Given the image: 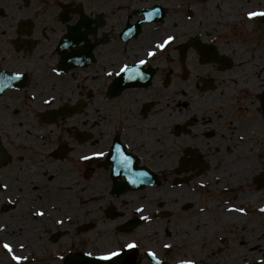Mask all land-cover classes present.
I'll list each match as a JSON object with an SVG mask.
<instances>
[{"label": "flooded vegetation", "instance_id": "obj_1", "mask_svg": "<svg viewBox=\"0 0 264 264\" xmlns=\"http://www.w3.org/2000/svg\"><path fill=\"white\" fill-rule=\"evenodd\" d=\"M230 1L234 23L215 20L217 0L181 18V0H0V227L18 229L0 264H16L4 242L26 264H107L95 258L131 239L135 264H263L217 218L246 153L241 189H264V21L236 14L264 0ZM139 59L142 78L115 75Z\"/></svg>", "mask_w": 264, "mask_h": 264}, {"label": "bare ground", "instance_id": "obj_2", "mask_svg": "<svg viewBox=\"0 0 264 264\" xmlns=\"http://www.w3.org/2000/svg\"><path fill=\"white\" fill-rule=\"evenodd\" d=\"M212 14L216 16L215 20H219L218 22L234 23L236 21L234 17H231L234 15L231 10L213 8ZM258 153L260 160L264 162V146L259 149ZM245 159L243 165L238 163L235 165L238 168L232 169L233 177H229L225 185L218 187L219 189L239 191L240 193L219 199L217 218L223 222L231 235L236 234L243 241V245L236 248V250L243 249L245 252H248L254 248H258L259 252H262L264 251V211L261 210L264 209V205L256 204L257 199L254 195L250 194L247 187L244 192L241 189L243 185L250 182V177L254 174L257 164L255 163L256 160L249 153H246ZM261 161L260 164L262 163ZM261 200L264 203V198ZM239 208H243L244 212L230 211V209ZM254 213L259 215L258 219L251 217ZM17 230L15 226L4 229L0 227V239L8 236L6 239L16 240L18 237Z\"/></svg>", "mask_w": 264, "mask_h": 264}, {"label": "snow or ice", "instance_id": "obj_3", "mask_svg": "<svg viewBox=\"0 0 264 264\" xmlns=\"http://www.w3.org/2000/svg\"><path fill=\"white\" fill-rule=\"evenodd\" d=\"M256 16H264V12H251L249 13V18H253ZM175 35H168L166 39L163 40L162 43L154 45V50H149L146 53V56L150 59L152 57L156 56V50L163 51L165 48H167L169 45L172 44L173 41L176 40ZM77 41H79V37H75ZM149 59H139L137 64L129 65L128 63H123L120 67L119 70L115 73L117 76H126L130 80H134L139 78H142L144 75V72L142 71V68L144 65H147L149 62ZM59 74V73H57ZM113 75L112 72H107V76L111 77ZM23 76L22 72H17L15 78L19 79L20 77ZM35 99V97H33ZM55 97H52L51 99H46L44 101L45 104H52L53 100ZM116 151L119 152V146H115ZM105 155H108V153H105L103 151H98L93 153V156H98V157H103ZM93 156H88V155H82L80 157L81 160H90L93 158ZM131 162L130 156L125 155L124 159L122 161V164H129ZM140 175H146L144 173H141ZM0 187L7 188V185H2ZM230 211H239V212H244L243 208L239 209H230ZM261 211H264L262 209ZM137 213H143L144 208L138 207L136 208ZM38 216H44L45 213L43 211L36 213ZM142 220L148 221L150 220V217L148 216H142ZM58 224H63V220H57ZM26 245L21 243L18 245V248L23 251L25 249ZM140 245L138 244L136 239H131L130 241L124 243L121 247L115 248V249H109L106 252H104L102 255L96 257L95 259L99 261H104L107 262V264H135V256L137 251L139 250ZM164 247L166 248H171L172 245L170 244H165ZM3 248L7 250L9 254H11L12 259L16 262V264H26V262L29 260V257L27 255H16L15 251L13 249V246L9 242H4L3 243ZM88 256H92L93 254L91 252L87 253ZM148 257H150L152 260H156V253L153 251H148L146 253ZM128 257H132L131 260L128 259ZM157 264H160V262L157 260ZM182 264H195L194 259H188L185 261H182Z\"/></svg>", "mask_w": 264, "mask_h": 264}, {"label": "rangeland", "instance_id": "obj_4", "mask_svg": "<svg viewBox=\"0 0 264 264\" xmlns=\"http://www.w3.org/2000/svg\"><path fill=\"white\" fill-rule=\"evenodd\" d=\"M192 1H194V0H181V6H182V14H179V18H181V17H184L183 15L185 14V9H186V6H187V4L188 3H192ZM218 2L220 1V2H223L224 3V5L226 4L227 5V7H226V9H228V10H231L233 13H234V10H233V6L235 5L232 1H230V0H217ZM262 1V0H261ZM199 6H200V3H197ZM208 4L209 3H205L204 1H203V6H205V5H207L208 6ZM241 7V6H240ZM239 7V8H240ZM252 8H263V6L261 5V4H249V5H244V8L242 9V11L240 10V12L238 13H236L237 15H244V16H248V14H249V9H252ZM203 15V13H202V10H201V12H200V10H198V17L199 16H202ZM244 20L246 21V22H248L249 23V25H250V27H253L254 26V24H255V22H256V20L254 19V17L253 18H244ZM262 163H261V169H262V171H264V162L263 161H261ZM252 188V187H251ZM251 188L249 189L248 188V190H251ZM259 196H261V197H264V189H262L261 190V193L260 194H258L256 197L258 198V199H260V197ZM257 199V203L256 204H259V205H264V203H263V201H259ZM251 217H253V218H257V217H255L254 215H252ZM263 264H264V261H263Z\"/></svg>", "mask_w": 264, "mask_h": 264}]
</instances>
